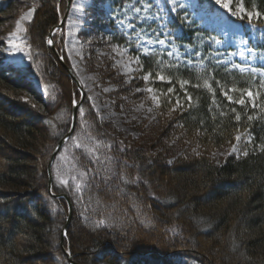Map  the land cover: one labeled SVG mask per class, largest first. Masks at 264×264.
<instances>
[{
  "label": "trees",
  "instance_id": "16d2710c",
  "mask_svg": "<svg viewBox=\"0 0 264 264\" xmlns=\"http://www.w3.org/2000/svg\"><path fill=\"white\" fill-rule=\"evenodd\" d=\"M111 2L121 7L130 0ZM97 3L86 10L90 23L81 36L98 39V45L128 47L140 67V79L129 84L107 63L101 68L117 86L113 97L126 104L121 96L148 86L160 105L155 120L140 128V140L129 143L99 118L85 94L73 135L51 167L52 194H66L73 209L64 249L76 264H264V76L220 64L208 43L199 46L201 61L174 59L159 50L144 55ZM243 3L264 14V0ZM31 5L35 11L25 25L28 68L20 72L0 65V264H69L59 247L67 203L49 195L47 166L81 95L46 43L66 13V0H0V28L9 21L3 16ZM257 20L264 33V15ZM168 24L174 44L184 51L198 47V38L214 35L183 25L175 15ZM63 38V31L53 34L70 67ZM143 76L149 77L146 84ZM228 89H235L228 92L233 102L222 95ZM241 96L245 103H235ZM178 99L183 105L173 111ZM237 134L248 135L252 148L244 157L217 163L210 153L234 143ZM183 141L197 152L183 150ZM85 182L82 191L75 187Z\"/></svg>",
  "mask_w": 264,
  "mask_h": 264
},
{
  "label": "rangeland",
  "instance_id": "374dc122",
  "mask_svg": "<svg viewBox=\"0 0 264 264\" xmlns=\"http://www.w3.org/2000/svg\"><path fill=\"white\" fill-rule=\"evenodd\" d=\"M204 1V7L200 8L195 7V5L200 4L199 0H186V3L193 6L188 9V18L183 20L180 18V15L173 13L170 10V5L166 0H152L154 7L151 9L150 15L158 16V18L154 20H143L141 18L145 15H149V13L141 11L138 17L134 9L125 6L126 4L136 5V0H130L129 3H126L121 7L115 6L111 0H99L96 7L98 10L100 9L110 13L113 22V17H118L119 20L124 21L123 27L118 22H114L115 27L123 31L125 34H129L137 51L144 53L145 48L150 47L152 52L159 50L161 53L165 52L168 54V52L174 51L176 53L174 56L168 55L174 59L186 57L185 61H187L189 57H194L196 60L201 61L203 57L201 47L199 46H201L202 43V45L208 43L211 45L213 57L218 58L220 64L225 62L230 66L238 64L241 67L248 69L243 71V73H252L250 68L255 67L258 70L257 73H260L259 70L264 68V50L262 51L261 49V47L264 46V33L256 24L258 20L255 15L253 16L252 24L250 26L246 15L243 19L233 17L227 14L226 10L220 8L219 5H215L219 11L213 12L211 9L214 0H212V3H208V0ZM93 2L94 0H72L64 27L52 32V41L53 34L56 31H63V47L68 62L70 63L69 68L72 69L75 78L81 85L84 95L86 94L89 97L94 111L102 121L110 124L112 130L121 140H125L129 143L137 142V140H140L141 136L140 128L149 125L155 120V117L159 112L160 98L155 91H148V89H151L150 87L138 86L133 89L130 94L131 97L130 95L127 97H125V95L121 96V98H126V104L121 103L118 105L116 99L112 95V93L117 90V86L106 79L105 73L102 72L101 68L105 69V64L107 63V66L110 65V69L112 67L121 77L124 78V82L129 84L134 81L135 77H137L136 74L140 71V67L128 47L116 45L115 43L108 41L98 45L96 44L99 41L98 39L93 40L81 36V33L90 23V20L86 19L84 13ZM239 3V0H233L231 7L235 9L236 5ZM101 4L105 5V7H101ZM31 9H34L33 5L29 7H17V9L10 11V13L7 14L8 16H3V18L9 21L0 28V65L7 69L21 72L29 66L28 56H25L22 53L10 54L8 51H5V49L7 48L6 41L9 38V35L17 31V21L20 20L22 16L26 17V14ZM172 15L177 16L180 22L185 26L195 25V27H192L193 29L203 28L211 31L214 35L211 38H198L196 40L198 47H184V51L183 48H179L174 44L172 38L173 33L168 29V20ZM27 23H29L28 19L21 21L22 27L25 28ZM18 37H24L26 39L25 31L19 32ZM242 37L249 42L248 46H252L253 44L257 45L253 49L251 55L246 51V47L241 44ZM158 39H164L166 44L161 46L158 43H155ZM148 40L153 41L151 46L148 45ZM46 43L49 48L48 41ZM55 50L58 53L56 47ZM90 51H93L91 55L89 53ZM58 55L63 60L59 53ZM91 58L93 60H91ZM245 58H247V63L245 62ZM64 64L66 63L64 62ZM236 70L241 72L238 69ZM64 71L66 72L65 69ZM66 74L68 75L67 72ZM68 77L71 79L69 75ZM144 77L145 76H143V82L146 84L148 81H146ZM137 79L140 78L137 77ZM29 82L32 83L37 91L41 92V88L37 82L31 79ZM73 83L79 92L74 81ZM153 97H156L157 99L154 100ZM182 105L183 104L180 103V101L179 105L176 101L174 107L171 109L174 111L177 107H182ZM149 109H151V111H149ZM236 136L241 137V141L238 145L235 140L231 145L214 150L210 153L217 163H220L227 157H244L245 155H243V153L245 151L248 152L252 148L253 144L250 143L251 141L248 135L237 134ZM178 137H180V135H176L174 137L175 140H178ZM174 143L182 142L175 141ZM234 145L237 146L235 152L232 151ZM181 147L183 150L188 149L190 152H197V148L190 147L189 143H185ZM49 195H51L53 199L62 198H54L52 195L67 196L66 194H52V192Z\"/></svg>",
  "mask_w": 264,
  "mask_h": 264
},
{
  "label": "snow or ice",
  "instance_id": "6c2138e0",
  "mask_svg": "<svg viewBox=\"0 0 264 264\" xmlns=\"http://www.w3.org/2000/svg\"><path fill=\"white\" fill-rule=\"evenodd\" d=\"M166 2L170 5V10L173 13H176V14L180 15V18L182 20L188 18L187 17L188 9H189V7L193 6V5L189 4V3H186V0H166ZM208 3H212V0H208ZM232 3H233V0H214V4H213L211 10L213 12H218L219 9L216 8L215 5H219L220 8L225 9L227 14H229V15H231L233 17H237L239 19H243L244 16L246 15L248 17L250 26L252 24V20H253V16L254 15H255V17L257 19L261 18L262 15H264V14H261L259 12L253 13L251 11H248L244 7L243 0H241V2L236 5L235 9H233L231 7ZM136 5H138V6H136ZM136 5L126 4L125 6L130 8V9H134V11H135V13L137 14L138 17H139V14H140L141 11H144L145 13H149V15H145L144 17L141 18L143 20H148V19H153L154 20V19L158 18V16L150 15L151 9H152V7H154V5L152 4V0H136ZM100 6L101 7H105V5H103V4H101ZM195 7L203 8L204 7V3L202 2V3L198 4V5H195ZM34 11H35V9L29 10V12L26 14V17L22 16L21 19L17 21V26H16L17 27V31H15V32H13V33H11L9 35V38L6 41L7 48L5 49V51H8L10 54L22 53L25 56H28L29 58H31L30 45L27 44V41H26V39L24 37H18V33L26 31V29L22 27L21 21H23L25 19H28V21L30 22ZM84 14H85V16H87V12L86 11H85ZM113 20H114V22H118L122 27L124 26V21L123 20H119L118 17H113ZM147 43H148L149 46H151L153 41L148 40ZM155 43H158L159 45L163 46V45L166 44V41L164 39H158ZM48 44H49V46H51L53 44V41L51 39H49L48 40ZM241 44L246 47V51L250 55L252 54L253 49L257 46L255 44H253L252 46H248L249 42L247 40L243 39V37L241 38ZM151 54H152V51H151L150 47L149 48H145L144 55H151ZM175 54L176 53L174 51L173 52H168L169 56H174ZM245 62L247 63V58H245ZM188 65H189V68L192 67L190 61L188 62ZM232 67L234 69L240 70L241 72L248 70L247 68L241 67L238 64H234ZM250 70H251V72L254 75L258 71L257 68H255V67H251ZM259 72H260L261 76H264V68L260 69ZM144 79L147 81L149 79V77L145 76ZM158 79L163 80L164 76L163 75H159ZM184 83H187V81H183L182 82V86H183ZM217 83H219V82H217ZM261 84L264 85V80L261 81ZM204 85H205V87H208L209 90L211 91V86L208 84L207 80L204 81ZM148 91L151 92L152 89H148ZM168 91L172 92L173 89L169 88ZM230 91H235V89H228V91H222V95H225L227 97V99L229 100V102H233V97L228 95V92H230ZM246 95L248 96V98H249V100H250V102L252 104V107H257V104L255 103V99L256 98L253 96V92L251 90H247ZM256 96L257 97L259 96V92H257ZM153 99L155 100L157 98L153 97ZM189 99H191V97H189ZM213 102H215V101H213ZM235 103L244 104L245 101L243 99V96H241V98L239 100H236ZM177 104L179 105V99L177 100ZM149 111H151V109H149ZM233 111H235V109H233ZM221 114L223 115V113H221ZM83 115H84V112H83V109H81V117H83ZM239 119H240V116L237 115L236 116V120H239ZM249 119L251 120L252 117L249 116ZM235 139H236L237 145H238L239 142L241 141V137L240 136H236ZM76 147H78V148L83 147L84 150L87 153H89V154L94 152V149L88 147L87 144H83V145L77 144ZM236 150H237V146L234 145L232 151L235 152ZM243 155H247V152L245 151L243 153ZM98 160H99V157H96L93 160V163H96ZM89 171H91V169H89ZM86 177H87V173L86 172H81L80 173V177L79 178H84L85 181H86ZM73 179H78V178L74 177ZM107 179L108 178L105 177V182H107ZM124 183H129V181L124 180ZM60 184H62L64 186H67L68 185V181L65 180V179H61L60 180ZM86 186H87L86 182L85 183H77L75 185V187L78 190H80V191H82L83 187H86ZM99 224L103 225L104 224V220H100Z\"/></svg>",
  "mask_w": 264,
  "mask_h": 264
},
{
  "label": "water",
  "instance_id": "95a60500",
  "mask_svg": "<svg viewBox=\"0 0 264 264\" xmlns=\"http://www.w3.org/2000/svg\"><path fill=\"white\" fill-rule=\"evenodd\" d=\"M71 1L72 0H66V2H67L66 13L64 14L63 18L61 19L59 25L53 31H55L56 29H62L64 27V23L66 22V19L68 18V14H69V11H70ZM52 32L48 35L47 41L49 39L52 40ZM48 46H49V44H48ZM49 48L54 53L55 57L58 59L59 64L61 65V67L66 70V72L68 73V75L75 82V84H76V86H77V88H78V90L80 92V95H81L80 102L78 104H74L73 109H72V117H71L70 129L66 133V135L60 139V141L58 142V144L54 148V150H53V152L51 154V157H50V161H49L48 166H47L48 193L51 194V185H52L51 167H52V164L55 161L56 156L58 155V153H59L60 149L62 148V146L67 142V140H69L71 138V136H72V134L74 132L75 125H76V112H77L79 106L81 105L82 101L84 100V96L85 95H84L83 89L81 88V85L79 84V82L75 78V75H74L72 69H70L66 64H64L63 60L59 57L58 53L56 52L54 43L51 46H49ZM52 196L54 198H62V199H64L67 202V206H68L67 217H66V223H65V225H64V227H63V229L61 231V235H60V247H61V250L63 251V253L65 254V256H66L69 264H76L73 261V257L70 256L67 253V251L64 249V246H63V241H64V239L66 237V233H67L68 227H69L70 222H71V217H72V204H71L70 200L68 199V197L65 196V195H58V196L52 195Z\"/></svg>",
  "mask_w": 264,
  "mask_h": 264
}]
</instances>
